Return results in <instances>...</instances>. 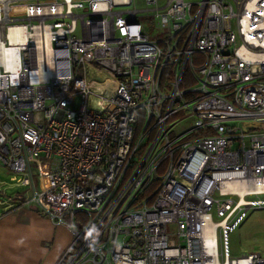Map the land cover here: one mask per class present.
Returning <instances> with one entry per match:
<instances>
[{
    "label": "built area",
    "instance_id": "1",
    "mask_svg": "<svg viewBox=\"0 0 264 264\" xmlns=\"http://www.w3.org/2000/svg\"><path fill=\"white\" fill-rule=\"evenodd\" d=\"M0 0V204L72 238L55 264H264V0ZM243 187L242 192L235 188Z\"/></svg>",
    "mask_w": 264,
    "mask_h": 264
},
{
    "label": "crops",
    "instance_id": "2",
    "mask_svg": "<svg viewBox=\"0 0 264 264\" xmlns=\"http://www.w3.org/2000/svg\"><path fill=\"white\" fill-rule=\"evenodd\" d=\"M0 264H55L72 234L33 206L0 204Z\"/></svg>",
    "mask_w": 264,
    "mask_h": 264
},
{
    "label": "rangeland",
    "instance_id": "3",
    "mask_svg": "<svg viewBox=\"0 0 264 264\" xmlns=\"http://www.w3.org/2000/svg\"><path fill=\"white\" fill-rule=\"evenodd\" d=\"M157 1L158 4H162L164 0ZM150 7L152 5L147 4L145 0H132L129 5L114 7V9L141 10L137 13V20L143 24L151 39H159L164 36L165 32L155 24V19L151 16L152 12L144 11ZM11 176V172L0 167V189L4 188L6 193L23 190L12 187ZM260 197L264 198V195ZM227 243L228 255L231 257L255 251L264 254V205L251 207L244 212L239 222L229 231Z\"/></svg>",
    "mask_w": 264,
    "mask_h": 264
},
{
    "label": "bare ground",
    "instance_id": "4",
    "mask_svg": "<svg viewBox=\"0 0 264 264\" xmlns=\"http://www.w3.org/2000/svg\"><path fill=\"white\" fill-rule=\"evenodd\" d=\"M2 1H5L6 2V0H2ZM235 189H237V191H239V192H242L243 190H244V188L243 187H241V188H235ZM212 264H217L216 262H214V263H212Z\"/></svg>",
    "mask_w": 264,
    "mask_h": 264
}]
</instances>
